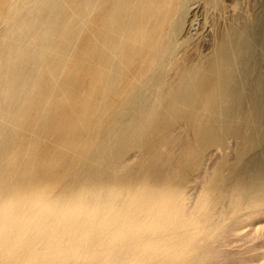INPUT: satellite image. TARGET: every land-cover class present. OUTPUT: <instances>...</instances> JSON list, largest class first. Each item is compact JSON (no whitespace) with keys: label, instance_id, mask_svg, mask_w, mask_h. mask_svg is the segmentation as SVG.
Wrapping results in <instances>:
<instances>
[{"label":"bare ground","instance_id":"1","mask_svg":"<svg viewBox=\"0 0 264 264\" xmlns=\"http://www.w3.org/2000/svg\"><path fill=\"white\" fill-rule=\"evenodd\" d=\"M0 264H264V0H0Z\"/></svg>","mask_w":264,"mask_h":264}]
</instances>
